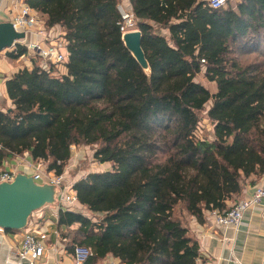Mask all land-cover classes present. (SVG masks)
Returning a JSON list of instances; mask_svg holds the SVG:
<instances>
[{"label": "trees", "instance_id": "obj_1", "mask_svg": "<svg viewBox=\"0 0 264 264\" xmlns=\"http://www.w3.org/2000/svg\"><path fill=\"white\" fill-rule=\"evenodd\" d=\"M27 3L45 15L46 28L61 30L66 72L34 64L6 79L12 108L0 109V168L27 153L63 174L72 145L95 144L94 160L111 167L72 188L99 220L60 209L58 225L73 227L68 248L90 250L83 264L108 256L124 264H196L199 246L184 221L204 223L206 211L227 209L264 174V60L239 58H264V0H228L223 8L129 0L148 71L122 41L118 0ZM26 52L17 44L6 57ZM201 71L215 93L195 81ZM208 101L211 140L196 135Z\"/></svg>", "mask_w": 264, "mask_h": 264}, {"label": "crops", "instance_id": "obj_2", "mask_svg": "<svg viewBox=\"0 0 264 264\" xmlns=\"http://www.w3.org/2000/svg\"><path fill=\"white\" fill-rule=\"evenodd\" d=\"M232 1L236 4L239 0ZM127 2L130 5L129 0H127ZM2 6L0 0V22L8 21V11L2 8ZM43 16L45 18V15ZM52 28L61 33L59 28ZM9 51H11V48L0 51V109L3 111L12 108L11 100L6 93V79L20 68H31V64L33 63V59L30 58L28 59V64L17 66V59L12 60L6 57V53ZM57 70L59 72L64 70L62 73L66 72L63 65L57 67ZM74 147H76V145H74ZM81 157L80 151H78V153L75 152L68 162H72V160L76 162ZM32 165H34V160H32L27 153L10 155L3 161L0 173L2 171H12L15 174L21 172L31 175L33 172ZM69 171L70 168H68V166L64 168L63 176L65 180H68ZM80 178L81 176L78 178L76 177L71 182L67 181V183L73 184ZM251 179L255 180L256 177L251 176L250 180ZM258 180L259 179H257L256 182ZM254 184L247 183L237 200L250 196ZM232 202L234 201H228L227 205ZM75 207L76 208L73 209L74 211L78 210L81 212L83 211L81 208L86 210V207L79 202L76 203ZM60 209L71 210L69 205L65 206V208H60L54 201L52 204H46L34 211L24 228L19 230H6L0 228V264H16L18 261L16 254L20 249L25 231L38 228L46 234V239L42 242L44 250L42 256L38 258L37 263L71 264L72 251L68 248L67 244L70 240L68 229L73 227H60L58 225L57 216ZM81 213L84 214L83 212ZM212 213L213 212L206 211L205 222L202 224L190 217L187 225H184L188 229V235L196 240L199 246L200 257L196 260V264H264V198L261 199L259 204L243 212L242 218L236 227L215 225ZM108 258L114 257L108 256L105 260H101L100 264H106Z\"/></svg>", "mask_w": 264, "mask_h": 264}, {"label": "built area", "instance_id": "obj_3", "mask_svg": "<svg viewBox=\"0 0 264 264\" xmlns=\"http://www.w3.org/2000/svg\"><path fill=\"white\" fill-rule=\"evenodd\" d=\"M207 2L211 8H223L227 5L228 0H207ZM1 4L3 5L2 8L8 11V21L12 24L13 29L16 32L24 33L22 40L14 41L11 50H14L17 44L24 45L27 52L21 57L26 56L29 59L38 57L40 60L39 66L46 70L49 69V64H63L66 62L68 56L66 42L61 38L60 32L55 31L53 28H46L44 16L38 10L30 7L27 0H1ZM118 10L124 21L127 20L128 14H123L119 5ZM128 22L130 21L128 20ZM125 28L123 26V32ZM30 37L33 39H28ZM32 168L33 172L30 176L34 181L54 186L55 202L58 207L65 208L70 204L78 203L72 184L65 182L63 174L58 175L53 171H47L46 165L42 161H34ZM14 175L15 173L12 171H2L0 182H9ZM262 198H264V174L253 185L250 196L234 202L223 211H212L215 225L222 227L238 226L243 212L259 204ZM45 239L46 234L40 231L39 228L25 231L20 249L16 254L18 257L16 264H38L37 260L43 254L44 246L42 242ZM90 254V250L86 247H74L71 264H83ZM106 264L124 263L116 258H108Z\"/></svg>", "mask_w": 264, "mask_h": 264}, {"label": "water", "instance_id": "obj_4", "mask_svg": "<svg viewBox=\"0 0 264 264\" xmlns=\"http://www.w3.org/2000/svg\"><path fill=\"white\" fill-rule=\"evenodd\" d=\"M24 33L16 32L9 21L0 22V51L11 47ZM122 41L140 66L149 70L137 29L125 30ZM55 201L54 186L38 183L30 175L16 173L9 182H0V228L19 230L26 226L32 213Z\"/></svg>", "mask_w": 264, "mask_h": 264}, {"label": "rangeland", "instance_id": "obj_5", "mask_svg": "<svg viewBox=\"0 0 264 264\" xmlns=\"http://www.w3.org/2000/svg\"><path fill=\"white\" fill-rule=\"evenodd\" d=\"M118 2H119L118 3L119 6H123L125 8V10H126V13L128 14L127 20L124 21V27H126L125 29L126 30L135 29L136 28V20H135L133 14L131 12V7L128 4L127 0H118ZM128 20L130 22H128ZM54 30L59 32L56 29H54ZM156 31L158 33H161V34L165 35L166 37L168 36V32H167L166 29H157ZM29 39H33V38L30 37ZM20 40H22V39H20ZM260 47L262 49H264V41H263V43L261 44ZM9 48H11V47H9ZM67 58H68V56H67ZM239 58L243 62H246V61L251 62V61H254V60L255 61L264 60V58L260 57L259 54L253 53V52L240 54ZM28 59L29 58L26 57V56L18 58L17 59V66H23L25 64H28ZM32 59H33V63L31 64V66H33L34 64L40 65V60H39L38 57H32ZM54 65H56V68H57V67H59L61 65H64V63L63 64H54ZM59 69H61V68H59ZM63 71L59 72L57 70L56 74H58V75L59 74H64L65 72L62 73ZM146 71H148V70L146 69ZM195 81L201 83L204 87H206L211 94L216 92L215 83L211 82V81H208L206 79V77L204 76L203 71H201L200 73H198L195 76ZM210 104H211V101H208L205 104L204 109L202 111L198 112L199 122H198V126H197V129H196V135L198 137L207 138L209 140L213 139V124L209 120V118L207 117V110L209 109ZM263 124H264V119H263ZM96 147H97V145H95V144L94 145H79V146L76 145V147L71 146V155H72V157H73V154H75V152L78 153V151L81 152L82 157L80 159H78L76 162H74L73 160H72V162H68L67 161L65 167L68 166V168H70V171H69L68 180H65V182H67V181L71 182L74 178H76V177L78 178L79 176H81V178H82V177L85 176L86 173L88 174L89 172H102V171H104L106 169H109L111 167L110 163L100 164L99 162L94 160L93 153H94V150L96 149ZM72 157H70V158H72ZM46 170H47V168H46ZM232 204H233V202L231 204H228V207L231 206ZM75 205H76V203L70 204L69 208L71 210H73L74 208H76ZM182 208H183L182 206H178V208L175 211V215L176 216L177 215L179 216L181 214ZM81 210H83L81 212H83L85 216L90 217L92 220H94V221L99 220V218L94 217L89 211H87V209L85 210L84 208H81ZM187 223H188V221H184L183 224L187 225Z\"/></svg>", "mask_w": 264, "mask_h": 264}, {"label": "bare ground", "instance_id": "obj_6", "mask_svg": "<svg viewBox=\"0 0 264 264\" xmlns=\"http://www.w3.org/2000/svg\"><path fill=\"white\" fill-rule=\"evenodd\" d=\"M120 9L123 12V14H126V10H125V8L123 6H120Z\"/></svg>", "mask_w": 264, "mask_h": 264}]
</instances>
